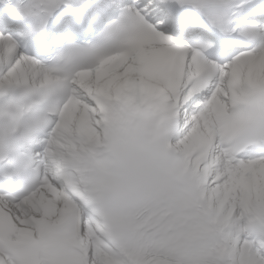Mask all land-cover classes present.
Wrapping results in <instances>:
<instances>
[{"label":"snow or ice","instance_id":"1","mask_svg":"<svg viewBox=\"0 0 264 264\" xmlns=\"http://www.w3.org/2000/svg\"><path fill=\"white\" fill-rule=\"evenodd\" d=\"M0 264H264V0H0Z\"/></svg>","mask_w":264,"mask_h":264}]
</instances>
